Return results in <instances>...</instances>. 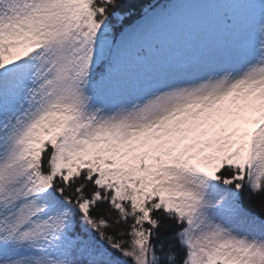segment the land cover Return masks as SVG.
<instances>
[{
  "label": "snow or ice",
  "instance_id": "snow-or-ice-1",
  "mask_svg": "<svg viewBox=\"0 0 264 264\" xmlns=\"http://www.w3.org/2000/svg\"><path fill=\"white\" fill-rule=\"evenodd\" d=\"M0 0V264H264V0Z\"/></svg>",
  "mask_w": 264,
  "mask_h": 264
},
{
  "label": "trees",
  "instance_id": "trees-1",
  "mask_svg": "<svg viewBox=\"0 0 264 264\" xmlns=\"http://www.w3.org/2000/svg\"><path fill=\"white\" fill-rule=\"evenodd\" d=\"M168 2V0H139V4H138V7L140 5H144V6H147V5H162L164 3Z\"/></svg>",
  "mask_w": 264,
  "mask_h": 264
}]
</instances>
